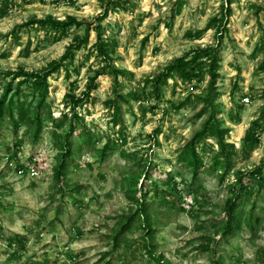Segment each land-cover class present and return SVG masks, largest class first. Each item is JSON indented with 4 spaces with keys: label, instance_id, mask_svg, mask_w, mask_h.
<instances>
[{
    "label": "rangeland",
    "instance_id": "374dc122",
    "mask_svg": "<svg viewBox=\"0 0 264 264\" xmlns=\"http://www.w3.org/2000/svg\"><path fill=\"white\" fill-rule=\"evenodd\" d=\"M111 2L107 0V7L102 14L106 10L108 13L101 21V38L106 44L108 57L99 52L98 35L92 30L89 42L67 60L68 65H71L78 55L81 56L74 75L67 71L66 65L62 78L53 74L49 77L47 98L51 97L49 104L52 106L46 101L39 106L43 91H35L30 87L34 90L36 102L30 107L21 104L17 109V118L13 113V104L18 86L13 88L9 83L0 93V103L5 101L4 112L0 114V242L6 241L9 246L15 242L26 247L31 241L28 235L22 233H30L34 227L50 228L48 233L40 231L36 234L35 243H39L40 247L32 251L25 264H61L60 257L49 247L58 236L66 237L71 243H83L96 238L97 228L110 226L112 231L102 233L98 240L104 244L103 248L97 250L93 244L79 251L63 252L62 255L66 257L63 264H68V261L84 264V261L93 259L94 264H129L130 260L133 264L140 260L145 264H173L167 253L159 251L160 246L154 243L156 235L164 227L173 225L178 231L188 233L187 225L195 222L186 246H191L190 250L199 254L200 264H248L245 256L250 249H238L239 239H247L253 245L264 240V168L261 173H250L264 163V157L257 153L259 164H254L252 152L244 150V138L254 120L261 119L258 131L264 135V89L260 87L264 85V25H260L258 20L254 22L248 19L247 10L240 9L237 0H232V16L219 52L221 67L218 94L215 105H211L209 77L206 73L192 80L170 77L166 84L160 86V97L156 95L153 80L161 71L153 76H147L146 73L164 69L174 58L193 48L217 44L216 28H209L208 24L214 16L221 15L223 4L220 0H215L219 5L218 14H212L211 4L203 10L197 7L193 12L189 8V0H175L174 3L170 0ZM42 4L44 0H0V27L13 24V32L16 27L43 28L44 25L38 23L26 25L32 19L44 20L38 19L36 12L30 11ZM161 11L167 13L166 18L157 15ZM259 11L257 7V15ZM21 14L27 16V20L14 24V21L20 20ZM197 14L201 15L198 17ZM205 15L208 17L206 22L203 21ZM49 18L51 14L45 19ZM198 22L205 23V26L196 27ZM68 32L69 29L62 30L61 35L45 37L55 46L51 53L52 59L48 60L45 67L53 60H58L77 37L85 36L86 27L72 37L71 43L62 45ZM15 39L18 41L19 36ZM34 53L48 55L39 43L33 49L29 37L21 55L32 57ZM8 55V52L0 54L3 57ZM140 81L143 83L138 88ZM80 84L83 85L82 89L78 87ZM90 88L91 94L88 95ZM126 88L129 91L125 92ZM74 91H82V95L76 96ZM109 91L115 93V99L104 100L103 97ZM36 92H39L38 98ZM246 97L250 100L245 101ZM73 104L77 107V116ZM161 104H164L163 108ZM55 105L61 107L64 119L50 126L51 107ZM86 105L91 107L86 109ZM108 105H112V124L120 127V141L109 137L111 146L102 158L103 147L108 142L99 148L92 129L82 120L85 110L91 114ZM116 107L120 108L119 118L122 121L118 124L113 121ZM42 109L47 110L46 117L41 116ZM22 110L27 113L25 121L20 118ZM137 112L141 114L139 117L136 116ZM213 114L221 127L227 129L225 139L233 145L230 147L233 151L231 161L219 166L213 164L218 151L217 139L207 135L200 145L206 148L202 149L204 165L196 172L190 161H186L184 148L203 130ZM37 115L41 116L42 124L38 137ZM128 117L134 119L128 120ZM129 124L133 127L139 124L142 131L138 130L129 136ZM24 126V139H16ZM93 127L98 125L93 122ZM76 129L79 131L73 134ZM66 141L70 144L72 155L67 159L64 182L60 185L56 168L65 153L63 144ZM26 143L30 144L27 166L18 159ZM55 143L57 151L53 153L51 147ZM237 146H240L239 149ZM144 149H148L151 154L144 155ZM117 156L134 161L136 171H129L124 181L128 184L129 192H139V198L147 200V209L154 221L153 232L149 235L140 227L143 217L136 213L140 207L137 202L139 198L124 195L122 199L130 206L122 207L117 218L112 211V204L121 198L99 188V185L107 187L109 174L121 168ZM42 168L48 170L50 184L48 179L39 176ZM31 172L37 174L36 180L29 179ZM16 176L25 180L31 191L19 188L18 183L11 179ZM205 183L214 184L219 190L209 196L204 191ZM242 184L244 187L236 210L237 221L233 231L226 235V203L239 193ZM45 185L51 188L47 197L49 203L34 195ZM8 195H12L13 199H6ZM97 210L104 214L103 223L98 219ZM133 214L136 217L132 227L115 241L121 226ZM6 225H19L21 231L9 235L10 229ZM45 235L48 236L47 241ZM132 237L136 239L129 243ZM105 239L109 243L105 244ZM137 240L143 243L132 247ZM149 244L153 246V255L147 249ZM208 245L210 249L207 250L205 248ZM56 247L59 248V243ZM89 251L93 253L92 256L88 255ZM179 251L177 248L176 252ZM255 255L260 258V264H264V249L258 248Z\"/></svg>",
    "mask_w": 264,
    "mask_h": 264
},
{
    "label": "clouds",
    "instance_id": "9594fccd",
    "mask_svg": "<svg viewBox=\"0 0 264 264\" xmlns=\"http://www.w3.org/2000/svg\"><path fill=\"white\" fill-rule=\"evenodd\" d=\"M170 2H175V0H170ZM220 2L224 5V8H227L228 0H220ZM209 4L212 7V14H218L217 9L219 7L216 4L215 0H189V8L191 11L195 12L197 7H200L202 10L206 9ZM237 4L239 5L240 9H246V14L248 19L259 21L260 25H264V0H237ZM107 7V0H44V4L40 5L39 8H33L30 10L31 12L37 13L38 19H45L51 14V20L46 21L43 28H38V26H28V27H16L15 32L12 31L13 24H5L3 27H0V54L8 52L9 55L7 57L0 56V93H3L4 89L11 83L13 88L19 86V95L14 97V104H13V113L18 118V111L17 109L21 104L31 106L36 102L33 98L34 90L30 88L31 80L27 81L24 84L20 83V78L26 74H34V73H43L46 71V64L48 60L52 59L51 53L53 51L54 45L51 44L50 39H45L46 36L54 37L61 35V25H70V29L68 32V36L63 39L62 45H68L72 42V37L77 34H80L83 29L91 23L95 26L96 18L102 15L104 8ZM235 7V5H234ZM259 8V15L256 13V8ZM157 15L167 17L166 12H159ZM201 14H197L199 17ZM243 15V13H242ZM27 16L21 14L20 20L14 21V24H20L23 21L27 20ZM186 19V18H185ZM208 17L205 15L203 16V21L206 22ZM74 22V23H73ZM153 22H155V18L153 17ZM76 24H79L80 27L77 28ZM196 27L203 28L205 23L198 22ZM161 27L163 25L161 24ZM178 35V34H176ZM16 36H19V40L15 39ZM29 37L32 39L33 49L39 43L42 48H45L48 55H37L33 54L32 57H26L21 55L22 51L27 47ZM83 52V49H81ZM62 54V53H60ZM59 55V54H58ZM81 56L78 55L77 59L71 65H68V62L65 61L64 64L60 67L58 73H53V75H59L61 78L65 74V66L67 65V71L73 72L74 69L78 66ZM190 59V57H189ZM23 69V72H21ZM163 69H155L149 70L146 75L153 76L158 74ZM19 74V75H18ZM15 77V79H13ZM139 80V77L137 78ZM123 81V78H121ZM55 82V81H54ZM65 83H70V81H66ZM142 81L137 84L139 88L142 86ZM171 83V81H170ZM81 89L83 85H78ZM264 89V85L260 86ZM125 92L129 91L128 88L124 90ZM76 96H81L82 91H74ZM94 94V93H93ZM36 97H39V92L35 93ZM51 97L49 96L46 100V103L49 106V100ZM104 100H113L115 99V93L113 91H109L106 96L103 97ZM66 103H71V101H66ZM250 103V102H249ZM90 105H86V109L90 108ZM164 107V104H161V108ZM111 108L112 105L105 106L100 111H93L89 114L88 111L85 110L83 114V123H86L89 128L92 129V132L95 135L97 146L102 148L104 144H106L111 137L113 140L120 141V127L119 125L114 126L111 121ZM252 110V109H250ZM51 118H49V125L55 126V123L63 120L64 117L61 115L62 109L59 105H55L51 107ZM48 115L47 110H41V116L46 117ZM141 114L139 112L136 113V116L139 117ZM71 116V113H69ZM134 119L133 117H128V120ZM93 122L98 125V127H93ZM73 123H76L73 121ZM25 127L20 129V135L16 137V139H24L23 132ZM60 130V129H59ZM142 131L140 125L137 124L134 127L129 124L128 128V135H134L136 131ZM62 131V130H60ZM79 129H76L73 134H76ZM256 135L259 137L260 143L258 145H253L251 147L252 152V162L254 164H259V157L257 153H259L260 157H264V135H262L259 131H257ZM4 143H10V141H4ZM238 149L240 146H237ZM51 150L53 153L57 151V143H55ZM7 154V153H5ZM30 154V144L26 143L24 150L21 156L18 158L21 163H24L26 166L29 164L27 160V156ZM144 155H150L151 153L148 149H144ZM118 163L121 165V168L114 170L111 172L110 181L107 187L103 185H99V188H103L104 192H109L113 194V196L120 197L121 199H117L112 204V211H114L119 218V214L122 210V207H129L127 201L123 200L122 197L124 195L131 196L133 198H139V192H129L128 191V184L124 181V176L129 171H136L134 168V161L129 160L127 157L117 156ZM15 163V162H13ZM2 166V165H0ZM170 171L172 169H169ZM187 176V172L184 173ZM40 177H44L49 180V184L51 183V179L48 176V170L42 168L39 172ZM11 179L15 180L19 188H24L26 190L31 191L27 187V183L25 180H21L18 176L12 177ZM29 179L36 180L37 174L35 172H31ZM2 182V180H0ZM199 184V182L197 181ZM19 188L17 189V193L19 192ZM96 186V189L99 190ZM183 190V189H182ZM219 187L216 185H209L207 183L204 184V191L211 196L214 191H218ZM51 188L48 185H45L43 189L38 190L34 195H37L42 199L45 203L48 202V194H50ZM6 199L12 200L13 196L8 195ZM98 211V219L101 223L104 222V214ZM139 223V221H137ZM195 223V222H193ZM193 223H189L188 233H182L178 231L175 226L172 227H164L162 231L156 235L154 243L158 244L159 251H165L169 258L173 261V264H200L199 254L194 253L190 250L191 246H186L187 239L189 238V233L192 232ZM151 224V222H150ZM91 226V225H90ZM152 226V224H151ZM6 228H9L10 231L7 234H12L14 232L21 231L19 225L16 227H11L10 225H6ZM140 227L142 228L143 225L141 224ZM153 227V226H152ZM40 231H44L48 233L51 231L50 228L41 226L40 228H35L34 231L30 233H22L24 235H28L30 243L27 244L26 247H22L20 244L13 242L11 246L5 241L0 242V264H25L28 256L31 255L32 251L37 250L40 247L39 243H35L36 234ZM112 231V228L104 227V228H97L96 238L94 239H87L83 243H71L68 242L66 237L58 236L56 241H52L49 245L50 249L55 252L56 256L60 257L61 264L66 260V257L62 255L63 252L72 250V251H79L80 248L87 247L88 245H96L97 250L103 248L104 244L98 242L102 233H108ZM139 235H142L140 233ZM45 241L48 240V236L45 235ZM135 237L130 238L129 243L132 240H135ZM59 243V248L56 245ZM104 243L107 244L109 241L107 239L104 240ZM142 240H137L135 244H132V247H137L142 244ZM179 248L180 251L177 253L176 249ZM250 249V251L246 254L245 259L247 260L248 264H260V258L255 255L258 248L264 249V240L259 241L253 245L249 243L247 239L238 241V249ZM185 253L187 255L185 256ZM89 256H92L93 253L89 251ZM98 258V257H97ZM33 259H36L34 257ZM68 264H74L73 261H68ZM84 264H94V259L91 261H84ZM129 264H133L130 260ZM137 264H145L143 260L137 262Z\"/></svg>",
    "mask_w": 264,
    "mask_h": 264
},
{
    "label": "trees",
    "instance_id": "16d2710c",
    "mask_svg": "<svg viewBox=\"0 0 264 264\" xmlns=\"http://www.w3.org/2000/svg\"><path fill=\"white\" fill-rule=\"evenodd\" d=\"M113 3L114 0H111ZM232 0H228V7L224 8L221 12L220 16H214L209 24L208 27H215L217 31V44L215 45H207V46H199L197 48H193L190 51L186 52L184 55L174 58V60L168 64L163 71H161L157 77L153 80L154 83V90L156 91V95L160 97V86L163 84H166L168 79L173 76H178L182 78L183 80H192L196 77H199L201 74H207L209 77V104L215 105V98L218 94V80L220 78V67H221V61H220V48L222 45V40L224 37V34L227 32L229 27V21L232 16V7H231ZM108 10L104 12L101 16H98L96 19L98 20V23H95V26H93L91 23H89L86 26V34L83 37H77L75 39V42L70 44L65 53L58 59L53 60L47 67L46 71H43V73H34V74H26L20 80L21 84L26 83L27 81L31 80L30 87L34 88L35 91H43L41 92V101L39 103V106H42L48 96L49 93V77L57 72L60 67L64 64L65 61L68 59L74 57L76 50L83 47L85 44L89 42L90 35L92 30H94L98 35V50L99 52L104 56H107V51L105 50L106 44L103 42L101 36V21L107 16ZM49 19L44 20H36L32 19L29 22L26 23V25H35V24H42L45 25L46 21H50ZM74 23V22H73ZM77 26H80L79 24H76ZM70 29V25H61V31ZM264 50V41H263V47ZM190 57V59H189ZM21 72H23V69H21ZM19 75V74H18ZM15 79V77L13 78ZM12 86V85H10ZM91 89L87 92L88 95L91 94ZM19 94V86L17 89V95ZM264 96V93H263ZM13 103V100H11ZM4 103L5 101H2L0 103V114L2 115L4 112ZM75 109V115L77 116V107L75 104H73ZM120 108L116 107L115 113L113 115V121L114 123H122V121L119 118ZM25 117H27V113L22 110L21 113V120L25 121ZM264 117V116H263ZM36 122L38 124L37 126V132L36 137H38L41 133L42 124H41V116L37 115ZM261 126V119H256L252 122L251 126L248 128L245 138H244V150L247 152H251V147L253 145H257L259 143V138L256 135L258 129ZM227 132L226 128H222L219 121L217 120L215 114L211 115V117L206 121L205 126L203 130L198 132L192 140L188 142V144L185 146V153L187 154V160L190 161L191 165L194 167V170L197 172L201 167L204 165V160L202 156V149L204 148V145L200 147L201 143L205 140L207 135H212L216 137L217 139V145H218V151L215 153L213 158V164L216 166H219L221 163L228 161H231V154L233 151L230 149V147H233L229 142L225 139V133ZM111 144L108 142L103 147V151L101 153V157L104 158L107 154V150ZM63 149L65 150V153L63 154L62 161L59 164V166L56 168V178L57 182L63 184L64 182V170L66 168L67 159L71 157V148L68 141H66L63 144ZM264 168V163L257 166L252 170L251 174H258L261 173L262 169ZM244 184L241 185L239 193L235 197H231L227 200L226 207H225V217L227 219L226 224V232L225 234L228 235L231 231L234 229V224L237 221L236 218V210L240 204V198L242 195L241 190H243ZM143 191V188H142ZM140 203V207L137 210V216L141 215L142 218V225L143 229L146 231V233L149 235L153 232V224L154 221L151 219V216L149 214V211L147 209V200L144 197L139 198L137 201ZM136 215H131L127 218V221L121 226L120 230L115 236V241H118L122 233H124L126 230L130 229L132 227V224L134 222ZM152 226H151V224ZM115 245H117V242H115ZM147 249L149 252L153 255V246L152 244H149L147 246ZM205 249H210V246H206ZM219 264V263H216Z\"/></svg>",
    "mask_w": 264,
    "mask_h": 264
},
{
    "label": "built area",
    "instance_id": "2783aa9c",
    "mask_svg": "<svg viewBox=\"0 0 264 264\" xmlns=\"http://www.w3.org/2000/svg\"><path fill=\"white\" fill-rule=\"evenodd\" d=\"M245 99V101H249L250 100V98L249 97H246V98H244Z\"/></svg>",
    "mask_w": 264,
    "mask_h": 264
}]
</instances>
